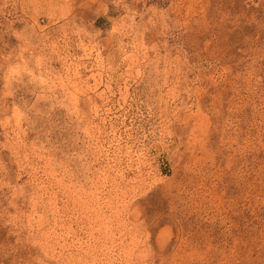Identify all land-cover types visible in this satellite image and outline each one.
<instances>
[{
	"label": "rangeland",
	"instance_id": "obj_1",
	"mask_svg": "<svg viewBox=\"0 0 264 264\" xmlns=\"http://www.w3.org/2000/svg\"><path fill=\"white\" fill-rule=\"evenodd\" d=\"M0 264H264V0H0Z\"/></svg>",
	"mask_w": 264,
	"mask_h": 264
},
{
	"label": "bare ground",
	"instance_id": "obj_2",
	"mask_svg": "<svg viewBox=\"0 0 264 264\" xmlns=\"http://www.w3.org/2000/svg\"><path fill=\"white\" fill-rule=\"evenodd\" d=\"M40 182V181H39ZM45 184V183H44ZM52 199H54V196L53 195H51L50 196V201L52 200ZM52 204H53V202H52ZM55 203H54V207H55ZM53 207V206H52ZM57 232V231H56ZM56 232L55 231H53V232H51V235L52 236H55L56 238H57V236H56ZM62 235V234H61ZM67 248V247H66ZM96 249V248H95ZM79 250H81L82 251V253H80L81 255H83L84 257L85 256H87V257H92V250H91V247L90 246H86V249L84 248V247H81V249H79ZM95 254V253H94ZM109 255V254H108ZM109 258V257H108ZM112 258V257H111Z\"/></svg>",
	"mask_w": 264,
	"mask_h": 264
}]
</instances>
